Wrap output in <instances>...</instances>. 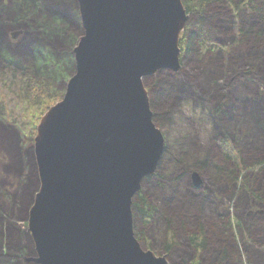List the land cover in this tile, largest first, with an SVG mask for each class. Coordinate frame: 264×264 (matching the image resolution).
I'll use <instances>...</instances> for the list:
<instances>
[{
  "label": "water",
  "instance_id": "95a60500",
  "mask_svg": "<svg viewBox=\"0 0 264 264\" xmlns=\"http://www.w3.org/2000/svg\"><path fill=\"white\" fill-rule=\"evenodd\" d=\"M84 33L64 97L34 137L38 264H170L144 248L133 198L165 150L144 77L181 68L183 0H77ZM19 31L13 33L17 37ZM195 185L201 183L193 172Z\"/></svg>",
  "mask_w": 264,
  "mask_h": 264
},
{
  "label": "trees",
  "instance_id": "16d2710c",
  "mask_svg": "<svg viewBox=\"0 0 264 264\" xmlns=\"http://www.w3.org/2000/svg\"><path fill=\"white\" fill-rule=\"evenodd\" d=\"M4 1L0 0V138L2 139L0 142L5 145L11 157L4 156L8 158L1 164L0 177H3L2 170L4 172H15L20 177L23 176L22 188H25L23 199L26 200L38 178L37 165L31 143L41 117L50 106L59 101L56 94L52 92L53 83L50 79L53 78L57 83L59 80L57 77L58 73L62 74V71L66 70L68 66L66 65V68H53L52 77L45 76V79H43L44 75L40 74L38 75L42 77L36 79L35 70H38L37 67L42 70V67L46 66L49 56L51 58L56 56L58 60L64 54L63 49L59 47L66 45L69 48V45L75 41L74 35L76 36V34L80 33V27H76L72 21H68L57 11V15L46 11L44 17L46 19L47 16V19H49L46 24L55 25V36H57L55 41H59V38L64 35H66V39L57 44L59 46L58 49L55 48L56 50H54L53 48V54L48 50L49 52L45 55V59L37 60L38 56L40 57L43 52L41 51L42 46L31 33L16 46L10 45L6 35H4L8 28L18 24L26 25L30 31V22L34 18L28 14L33 12L35 3L33 0H6L8 3L4 4ZM183 3L190 15L180 40L181 61L185 59L186 67L183 70L184 72L182 71L176 77L170 75L162 77L163 83L160 84L159 82L155 85L156 94L158 95L157 99L171 100L173 106H176L181 99L188 97L204 98L211 109L216 111L218 124L226 127L233 124V121L237 122V120L239 121V119L243 118L245 126L249 125V122L245 121L244 116L251 115L254 118V121L251 119L254 123L252 126L253 136L251 135V137L257 140L254 141V144L259 146V150L256 153L250 152L245 156L241 149L235 146L234 139L225 130L224 135H219L215 138L216 143L220 147L222 163L214 165V172L220 178L219 182H224L225 179L232 181L234 184L239 182L246 186V190L252 196L254 202L264 204V95L259 94L257 97L252 98H241L238 96L239 89L242 88L241 84L246 85L247 82L240 81V84L237 79L238 76H233V71H230L229 68L231 66H227L228 62H239L242 66L244 64L248 66V68L245 66V73L249 75L258 76V72H264V29L261 24L264 0H183ZM45 5L39 8V11L48 9ZM18 6H20V11H18ZM249 14L253 18L247 20V15ZM239 20L244 25L237 23ZM213 24L215 28L212 26ZM38 34H43V32L41 31ZM224 36H228V41L233 43L236 40L238 41L235 50L229 47L230 44L226 43V37ZM256 48L258 50L255 51ZM215 53L218 55L219 61L217 58L212 57V54ZM246 53L250 56L247 60L244 58ZM18 59L27 61V63L17 65L16 61ZM202 63L203 66L201 67ZM68 65L73 66L74 63L69 62ZM29 69L30 71H28ZM206 70H208L207 73ZM222 72L227 73L226 75L223 73L224 76H222ZM220 74L223 79L222 83L218 79ZM229 75L233 77L230 83H228ZM263 77L264 74L258 78L262 79ZM212 82L215 85H211L210 83ZM225 84L226 86L224 87ZM206 96H209L210 99L206 98ZM227 97L233 99L232 104L227 102L229 100ZM239 109L243 113L234 118ZM170 110L166 111L168 114L166 112L154 113V121L159 125L158 122L161 123L163 116H168L171 113ZM12 126L20 130L21 134L27 138L30 143L28 148L20 146L18 133ZM165 153L171 154L169 153L168 145L165 147ZM185 157V153L173 155L174 161L179 163ZM168 162L173 163L172 160ZM209 163L208 155L203 154L195 158L188 155L184 165L187 170L190 168L207 169ZM165 167L164 165V169L159 168L154 174L150 175H153L152 182L163 197H165V187H173V183L167 179ZM249 171L261 174L256 190L246 184ZM180 174L183 175L184 171ZM256 191H260L261 194ZM137 196L136 207H138L146 227L156 218L155 214L157 213L168 223L166 231L167 241L164 244L165 250L170 251L172 247L180 246L192 256L191 262L193 264H209V259H216L219 264H231L230 257L234 254L236 248L235 234H237L239 227L242 230L244 228L242 219L239 216L233 214L220 219V236L207 232L204 223H199L196 228H190L180 223L186 236L185 239H182L179 227L172 224V215L169 214L168 209L165 210V206H170L164 204L166 201L162 203L159 199L150 200L142 189ZM16 205L21 213L25 212L22 204L18 203L14 206ZM2 229H0L1 234L3 232ZM17 230L19 229L16 228L15 232H13L16 238L19 235L14 248L27 247L29 240L25 234H21V232L18 234ZM137 237L138 239L140 238L139 235ZM3 238L1 237L0 241H3L2 243L4 244ZM150 243L148 241V248H151ZM210 250H213V253L210 254ZM7 254L8 251L4 250L1 244L0 264L4 261L2 256L8 257ZM210 255L212 256L210 257ZM19 257H17V262H19ZM263 260L264 258L260 259L261 262ZM10 262L12 263L11 260ZM240 264H251V262L241 260Z\"/></svg>",
  "mask_w": 264,
  "mask_h": 264
},
{
  "label": "rangeland",
  "instance_id": "374dc122",
  "mask_svg": "<svg viewBox=\"0 0 264 264\" xmlns=\"http://www.w3.org/2000/svg\"><path fill=\"white\" fill-rule=\"evenodd\" d=\"M33 2L35 3L34 6L36 8L34 7L33 12L28 14L34 18L30 22V31L26 25L18 24L8 28L6 32H4V35H6L10 45L16 46L22 40H25L31 33L39 42V44L41 43L42 46L41 51L43 52L41 53L40 57H36L37 60L45 59V55L49 52L48 50H50V52L53 54V48L54 50L58 49L59 46H57V44H60V41H64L63 39H66V35H64L61 36L62 38H59V41H55L57 37L55 36V25L46 24V22L49 21L47 16L46 19L44 17L46 11L53 12L55 15L60 13L68 21H72L76 27H80L79 34H76L75 36L73 33L75 41L69 45L70 50L66 45L63 47L60 46L59 48L63 49L64 54L59 57L58 60L56 56L53 58L49 56L46 66L42 67V70L39 67H37L38 70H35L37 75L35 77L36 79L41 78L42 76L40 75H44L43 79H45V76L50 78L52 77L51 73L53 72V68H66L68 66L66 70L62 71L63 75L58 73L57 77L59 80L57 83L55 80H53V78L50 79V81L53 83L52 92H54L57 98L61 100L66 93L68 82L76 70L74 48L78 39L84 33L79 4L77 0H33ZM7 3L8 2L5 0L4 4ZM44 4H46L45 6H47L48 9H45L44 11L42 9L39 11V8L44 7ZM18 9V11H20V6H18ZM56 11L58 13H56ZM261 14L263 15L261 24L262 28L264 29V7L262 8ZM252 18L253 16L251 14L247 15V20ZM237 23L244 25V23L240 20L237 21ZM212 26L215 28L214 24ZM15 31L20 32L17 37L13 36ZM41 31L43 34L45 33V35L38 34ZM224 35H226V33H224ZM227 37L225 39L226 43L228 42V44H230L229 47L235 50L237 48L236 45L238 41L236 40L233 43L232 41H228L229 39H227ZM256 50L258 49L256 48L255 51ZM212 57L217 58L219 61L218 55L216 53L212 54ZM248 57L250 56L246 53L244 55V58H246L245 60H247ZM69 62H73L74 65L69 66ZM25 63H27V61H23L21 59L16 61L17 65ZM202 66L203 63L201 64V67ZM227 66H231L228 68L230 71H233V76H238L237 79L239 83L240 81L247 82L246 85L240 83L242 88L239 89L240 91L238 96L241 98H252L257 97L259 94L264 95V77L262 79L258 78L260 75H263L264 72H258V76H252V74L249 75L245 73L246 68H248L246 64L242 66L239 64V62H228ZM185 67V59H183L181 61V68L177 72L169 69H162L155 74L144 77V83L151 98L153 112L161 113L171 109V113L168 116H163L161 123L158 122L159 125L155 122L158 127L161 128L165 136L166 146L168 145L169 153H171H163L156 171L159 168L164 169L165 165L167 179L169 182L173 183V187H165V197H163V195H161L152 182L153 175H149L142 181L141 189L145 195L150 198V200L159 199V201L162 203L165 201L168 202L164 203L168 206L170 205L169 207L165 206V210L168 209L169 214L172 215V224L179 227V232L182 239H185L186 236L184 228L181 227L180 223L190 228H196L199 223H204L207 232L213 233L215 236H220V219L228 217L227 215L233 214L239 216V218L242 219V225L244 228L242 230L239 227L237 229V234H235L236 248L234 254L232 257H230L231 264H240L241 260H248L251 262V264H264V260L263 262L260 261L261 258H264V204L254 202L252 196L247 192L246 186L239 182L234 184L228 179H225L224 182H219L220 178L216 172H214V165L217 163H222L220 147L216 143L215 138L219 135H224L225 130L229 136L234 139L235 146L241 149L245 156L250 152L256 153L259 150V146H255L254 144V141L257 140H254L253 137H251V135L253 136L252 126L254 123L252 120L254 121V118L251 115H245V121H248L249 125L245 126L243 118L239 119V121L237 120V122L233 121V124H230L226 127L218 124L216 111L211 109L210 105L207 101H205L204 98L197 97L196 99L188 97L181 99L176 106H173V102L171 100L157 99L158 95L156 94L157 89L155 85L159 82L160 84L163 83V76H178L180 73H182ZM28 71H30V69ZM207 72L208 70H206V73ZM223 73L226 75L227 72H222V76H224ZM222 76L221 74L218 76L220 83L223 81ZM228 78V83H230L233 80V77L232 75H229ZM210 84L215 85L213 82ZM225 86L226 84L224 87ZM230 90L232 93L231 88ZM206 98L210 99L209 96H206ZM227 99H229L227 101L228 103H233V99L231 97H227ZM166 113L168 114V112ZM240 113H243V111L239 109L234 118L238 117ZM12 127L16 129V133H18L17 135L20 146L28 148L30 143L27 141V138H25L21 134L20 130H18L16 127ZM243 136L244 138H242ZM1 140L2 139L0 138V141ZM32 143L31 146L34 150V138ZM250 146L252 147L250 148ZM178 153L186 154V157L180 163L174 161L173 159V155ZM203 154L208 155V158L210 159L207 169H185L184 164L188 155L189 157L194 156L195 158ZM5 155L9 156V158L11 157L5 145H2L0 142V169H2L1 164L4 163L6 158H8L4 157ZM169 160H172L173 163H169ZM183 171L184 174L181 175L180 173ZM195 171H198L201 177V183L199 185H195L194 183V178L192 175ZM2 173L3 177H0V229L3 228V232L2 234L0 233V238L4 237V244L2 243L3 241L0 242L4 250L8 251V257L2 256L4 259L2 264H15L17 262L18 256L21 258L19 257V262L16 264H38L35 261H28L30 257L36 256L35 243L29 230V212L40 187L38 168L37 182L32 191H30L29 197L26 200L23 199V193L25 191V188H22L23 176L20 177L15 172H4L3 170ZM260 178V173L249 171L247 173V186H251L254 190H256L257 183ZM21 188L22 190H20ZM256 192L261 194L260 191ZM137 195H135L133 198L134 204L132 207L134 214V230L136 236H140L139 241L141 245L144 248H148V241L151 242V248L149 249H152L157 254L165 255L170 264H193L191 262L192 256L189 255L182 247L176 245L172 247L170 251L165 250L166 248L164 247V244L167 241L166 231L168 223L162 216H160V214H155L156 218L153 219V221L149 223L147 227L144 225L141 217L142 215L140 214L138 207H136V202L138 200ZM18 203L24 206L25 212L21 213L17 205L14 206ZM16 228L20 230H17L18 234L20 232L21 234H25L29 240L27 247L22 246L17 249L14 248L19 236L17 235L16 238L13 234ZM211 253H213V250H210V254ZM211 256L212 255H210V257ZM209 264H219V262H217L216 259H209Z\"/></svg>",
  "mask_w": 264,
  "mask_h": 264
}]
</instances>
